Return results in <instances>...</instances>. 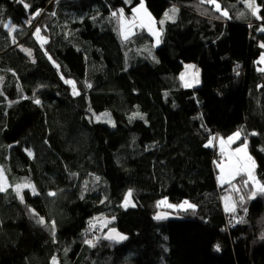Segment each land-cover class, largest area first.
I'll list each match as a JSON object with an SVG mask.
<instances>
[{
	"label": "trees",
	"instance_id": "obj_1",
	"mask_svg": "<svg viewBox=\"0 0 264 264\" xmlns=\"http://www.w3.org/2000/svg\"><path fill=\"white\" fill-rule=\"evenodd\" d=\"M144 2L158 48L145 29L122 38L120 10L141 0H0V264H264V193L250 198L244 175L219 185L212 140L242 131L264 184V19L247 0H216L227 17L206 0ZM189 64L197 88L182 82ZM163 200L195 208L157 224ZM101 215L124 245L90 226Z\"/></svg>",
	"mask_w": 264,
	"mask_h": 264
},
{
	"label": "rangeland",
	"instance_id": "obj_2",
	"mask_svg": "<svg viewBox=\"0 0 264 264\" xmlns=\"http://www.w3.org/2000/svg\"><path fill=\"white\" fill-rule=\"evenodd\" d=\"M248 3H249V0H247V2H246V4L248 5ZM255 4L257 5V2H256V0H255ZM144 6H145V8H146V10H147V13H149V11H148V9H147V7H146V3L144 2ZM258 6V5H257ZM259 7V6H258ZM252 10V9H251ZM260 11H261V9H260V7H259V12H258V15H259V13H260ZM253 12V11H252ZM150 14V13H149ZM167 14H168V16H170V17H173L172 19H165V17L162 19V21H164V23L163 24H165V23H167V22H170L171 20H174V18H176V14L173 12V11H169V12H167ZM124 15V14H123ZM144 14H143V11L139 14V16H138V14L134 11V16H132V17H130V18H128V17H126V18H124V16H123V20L121 19L120 20V23H121V34H122V38L123 39H125L124 38V34H125V32H128V28L130 27V32H128V38L127 39H129V38H131V37H133L134 35H135V33H137V32H140L142 29H145L147 32H149L150 34H152V32H150L149 31V28H148V26H140V16H143ZM151 15V14H150ZM40 16H42V15H36V16H34V17H32L31 19H30V25L31 26H33V28H35L36 27V25H37V23H38V21L39 20H37L38 18H40ZM119 16H120V14H119ZM118 16V17H119ZM255 18H257V15H253ZM260 16V15H259ZM151 17H152V20H153V24H152V27L154 28V30L155 31H157V32H160V43L159 44H157L156 43V36H154L153 34V37H154V39H155V47L156 48H158V47H160V45H161V36H162V29L160 30V28H159V26H158V22H157V20L151 15ZM121 17H119V19H120ZM144 19H145V23H147V17H144ZM258 19V18H257ZM133 20H135V23H132V21ZM259 21H261V19H258ZM127 22V23H126ZM253 26V24H251V27ZM5 27H6V29L8 30V32L14 37V35L16 36V33H17V28L13 25V24H11L10 22H8L6 25H5ZM33 36H34V40H35V42L36 43H38L39 45H41V46H45L46 45V43H44L43 41L44 40H46L47 41V38L46 37H44L43 35H41V32H40V36L39 37H37V35H36V29L34 30V33H33ZM14 40V39H13ZM262 56H264V52L262 53V55H261V57ZM261 57L259 58V60H258V64L260 65V68L261 69H264V61H262L261 60ZM189 66H194V67H189ZM197 73H198V75H197ZM184 77V79H182V82H183V84L184 85H186V84H189L190 86H187V88H197V87H199L200 86V84H201V71H200V69L196 66V65H194V64H189V65H186L185 66V69H184V72L182 73V75H181V77ZM196 80H198V83H196L195 81ZM71 85V87L73 88V86H72V84H70ZM75 91H76V88H75ZM77 92V91H76ZM239 133H240V136H239V138H237L236 140H234L231 144H226L224 147H225V149H226V151L224 152V153H222L221 152V145H220V139H223V140H225V141H227L228 140V138L229 137H231V136H233V135H231V136H229V137H221L220 139L217 137V139H216V143L215 144H217V147H218V161H217V163H218V165H220V166H226L227 164H228V160H227V153L228 152H233L235 149H237V148H240V147H243V145H245V144H247V153H248V155L249 156H251L252 157V160H254L255 161V169H254V176H255V178H256V180L257 181H259L260 182V184H263V182L261 181V179H260V177H259V174H258V165H257V161H256V159H255V157L250 153V150H249V139L244 135V133L242 132V131H239ZM243 139H246V140H243ZM218 165H217V168H218V178H217V180H218V183H219V185L220 186H225V185H229V184H231V183H233L237 178H239L240 176H246L245 174H240V175H237L234 179H232L231 180V183H227V182H224V183H222L221 182V175H222V173H221V167H218ZM0 171H2L3 172V170L0 168ZM246 178H247V176H246ZM248 179V178H247ZM0 183H3L4 184V186H5V188H6V190H8L9 189V183H8V181H7V178H6V176H5V174L3 173V179L2 180H0ZM250 183L254 186V188H255V191H256V187H255V185L250 181ZM28 187H22V190H26ZM3 192H5V191H3ZM256 193H260V192H258V191H256ZM256 196V195H255ZM228 198H230V202L232 203V204H234V202H233V200L231 199V197H229V196H224L223 197V204H224V206H225V203H226V199H228ZM126 199H128L129 200V203L127 204V205H125V203H124V207H126V208H128V207H134L135 206V202H134V200H133V198H132V196L131 197H127ZM163 201H167V200H163ZM170 203L167 201V203L166 204H159V209L162 211V210H164L165 211V209H169V210H172V211H179V210H181L179 207H174V208H170V207H168V205H169ZM171 205V204H170ZM225 209H226V207H225ZM182 210H184V209H182ZM187 210H189V209H187ZM227 211V210H226ZM227 213H231L230 211H227ZM112 224H113V220H112V218L111 217H108L107 215H101V216H96V217H94L92 220H91V222H90V226L92 227V228H94V229H96V230H98V231H101L102 233L104 232L105 233V235L106 234H108L111 230H112V228H110V227H112ZM118 246V245H117ZM54 264V263H53Z\"/></svg>",
	"mask_w": 264,
	"mask_h": 264
},
{
	"label": "snow or ice",
	"instance_id": "obj_3",
	"mask_svg": "<svg viewBox=\"0 0 264 264\" xmlns=\"http://www.w3.org/2000/svg\"><path fill=\"white\" fill-rule=\"evenodd\" d=\"M21 3H24V0H20ZM206 2H208L209 4H213L215 6V9L216 11H221V14L223 16H228V12L227 11H222L221 10V7L218 3H216V0H206ZM26 8L29 7L27 4L24 5ZM248 7L250 9H252L253 11V14L254 15H257V18L258 19H264L262 17H260L258 15V12H259V7L255 4V0H249V3H248ZM138 16L139 14L143 11V16H140V26H148L149 28V31L152 32V34L154 36H156V43L159 44L160 43V32H157L154 30V28L152 27V24L154 23L153 20H152V17L149 13H147V10L144 6V3H143V0H141V4L138 8H136L134 10ZM173 12H175V9L173 10ZM120 17L121 19L123 20V10H120ZM36 15H39V12L36 13ZM113 16H116L117 13L116 12H113L112 13ZM144 17H147V23H145V19ZM173 17H170L168 16V14L166 13L165 14V19H172ZM127 23V22H126ZM132 23H135V20L132 21ZM161 24L164 23V21H161L160 22ZM130 27L128 28V32H130ZM260 31L264 32V27L260 28L259 29ZM128 32H125L124 34V38L127 39L128 38ZM36 35L37 37L40 36V29H36ZM44 43H46L47 41L44 40L43 41ZM261 47H264V45H261ZM31 53H29L30 55ZM261 60L264 61V56L261 57ZM189 67H194V66H189ZM261 71H264V69H261ZM198 75V73H197ZM181 79H184V77L182 76ZM196 83H198V80L195 81ZM66 83H70L72 84L73 86V90H74V94L78 95L79 93L75 91V83L73 81H66ZM186 87L187 86H190L189 84H186L185 85ZM88 87H91V85H88ZM35 103L39 104L40 101L37 99L35 101ZM253 135H255V133H253ZM240 136V133L237 132L235 133L233 136L229 137L227 141L223 140V139H220V145H221V152L224 153L226 151L225 149V145L226 144H231L234 140H236L237 138H239ZM217 138L216 137H213L212 140H216ZM212 145V141L210 140L209 141V144L206 145V147H209ZM29 155H31V153H29ZM227 160H228V164L226 166H220L218 165V167H221V182L224 183V182H227V183H231V180L234 179L237 175H240V174H245L247 176V180L244 181V184L245 186L248 185V183L251 181L255 187H256V191L260 192V193H264V184H260L259 181L256 180L255 176H254V169H255V161L252 160V157L248 155L247 153V144L243 145V147H240V148H237L235 149L233 152H228L227 153ZM3 179V172L0 171V180ZM21 187H32V190L33 192L35 193V188L34 186H31V185H23V186H17V193L19 194V191H20V188ZM237 191H239V189H236ZM3 191H6V188L4 186L3 183H0V192H3ZM256 191L250 193V198H254L255 195H256ZM49 195L51 196H55L56 193L52 192V193H49ZM128 197H131V192L128 193ZM22 199V197H21ZM241 199H243V197H241ZM129 203V200L126 199L125 200V205H127ZM161 204H166L167 201H161L160 202ZM168 207L170 208H174V207H179L180 209H184V210H187V209H194L195 208V205H192L190 204L188 201H184L183 204H180V205H168ZM225 207H226V210L227 211H235V204H232L230 202V198L226 199V203H225ZM165 217L164 216H161V215H157L155 217V219L157 220H160V219H164ZM39 223H44V220L43 218H41L39 221ZM54 227V225H53ZM115 230H113L114 232ZM109 239H118V240H125L127 239L126 236H122L120 235L119 233H115V235H110L108 237ZM87 243L89 245H92V241L89 240L87 241ZM94 246V245H93ZM216 250L219 251V245L216 246ZM55 264V262H54Z\"/></svg>",
	"mask_w": 264,
	"mask_h": 264
},
{
	"label": "water",
	"instance_id": "obj_4",
	"mask_svg": "<svg viewBox=\"0 0 264 264\" xmlns=\"http://www.w3.org/2000/svg\"><path fill=\"white\" fill-rule=\"evenodd\" d=\"M157 215H161V216H164V217H165L164 219H160V220H157V219L154 218V221H155V223H157V224H161V223H169V222H174V221H183V219H182V220H181V219H178L175 215H173V214H171V213H168V212H166V211H164V212H160V213H158ZM157 215H156V216H157ZM156 216H155V217H156ZM115 233H119V232H117V231L110 232V233L107 235V238H108L110 235H113V236H114ZM119 234H120V233H119ZM120 235H122V234H120ZM122 236H124V235H122ZM108 239H109V238H108ZM128 240H129L128 237H127V239H125V240L109 239V241L115 243V244L118 245V246H122V245H124Z\"/></svg>",
	"mask_w": 264,
	"mask_h": 264
},
{
	"label": "bare ground",
	"instance_id": "obj_5",
	"mask_svg": "<svg viewBox=\"0 0 264 264\" xmlns=\"http://www.w3.org/2000/svg\"><path fill=\"white\" fill-rule=\"evenodd\" d=\"M26 22H27L26 24L29 26V25H30V24H29V23H30V20H29V21H26ZM16 28H17V27H16ZM165 211L168 212V213H171V214L175 215L178 219H181V220L184 219L183 217H180V216L176 215V214L174 213V211H172V210L165 209ZM161 212H164V210H162ZM159 213H160V212H159ZM176 222H178V221H176ZM89 236H90V239H91V240L94 239V234H93L92 232L90 233Z\"/></svg>",
	"mask_w": 264,
	"mask_h": 264
},
{
	"label": "built area",
	"instance_id": "obj_6",
	"mask_svg": "<svg viewBox=\"0 0 264 264\" xmlns=\"http://www.w3.org/2000/svg\"><path fill=\"white\" fill-rule=\"evenodd\" d=\"M41 103V102H40Z\"/></svg>",
	"mask_w": 264,
	"mask_h": 264
}]
</instances>
